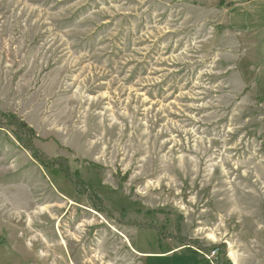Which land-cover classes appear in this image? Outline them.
I'll list each match as a JSON object with an SVG mask.
<instances>
[{
    "label": "rangeland",
    "instance_id": "1",
    "mask_svg": "<svg viewBox=\"0 0 264 264\" xmlns=\"http://www.w3.org/2000/svg\"><path fill=\"white\" fill-rule=\"evenodd\" d=\"M0 264H264V0H0Z\"/></svg>",
    "mask_w": 264,
    "mask_h": 264
},
{
    "label": "trees",
    "instance_id": "2",
    "mask_svg": "<svg viewBox=\"0 0 264 264\" xmlns=\"http://www.w3.org/2000/svg\"><path fill=\"white\" fill-rule=\"evenodd\" d=\"M4 118L7 119V124L11 127H15L18 129L17 133L15 134L17 136L18 141L20 142V145L24 147L25 149H29L32 151L34 157L37 159H40L42 163L48 168L52 169L54 167L53 162L47 161L46 158L43 157L42 154H40V151L34 146L32 139L36 137V133L34 129L30 128L24 121H22L18 116L14 114H1ZM21 134L27 135V140L25 141ZM57 166V165H55ZM60 168V166H59ZM62 169L60 168L59 172L62 173ZM77 182L76 186L80 187L82 185L89 186L80 176L79 172H76L75 176ZM150 214V212H148Z\"/></svg>",
    "mask_w": 264,
    "mask_h": 264
},
{
    "label": "bare ground",
    "instance_id": "3",
    "mask_svg": "<svg viewBox=\"0 0 264 264\" xmlns=\"http://www.w3.org/2000/svg\"><path fill=\"white\" fill-rule=\"evenodd\" d=\"M53 233H54L55 238H59V240L61 237L64 236V234H62V232H61V229H57Z\"/></svg>",
    "mask_w": 264,
    "mask_h": 264
},
{
    "label": "built area",
    "instance_id": "4",
    "mask_svg": "<svg viewBox=\"0 0 264 264\" xmlns=\"http://www.w3.org/2000/svg\"><path fill=\"white\" fill-rule=\"evenodd\" d=\"M215 253H216V252L211 253L210 256H207V258H208L209 260H211V262H213V257H214V255H215Z\"/></svg>",
    "mask_w": 264,
    "mask_h": 264
}]
</instances>
